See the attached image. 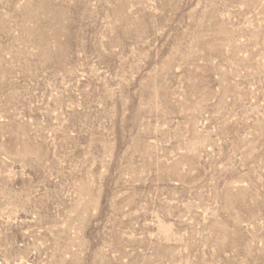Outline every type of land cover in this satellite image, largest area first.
<instances>
[{
    "label": "rangeland",
    "instance_id": "obj_1",
    "mask_svg": "<svg viewBox=\"0 0 264 264\" xmlns=\"http://www.w3.org/2000/svg\"><path fill=\"white\" fill-rule=\"evenodd\" d=\"M0 264H264V0H0Z\"/></svg>",
    "mask_w": 264,
    "mask_h": 264
}]
</instances>
